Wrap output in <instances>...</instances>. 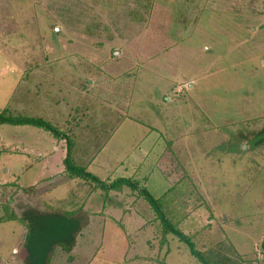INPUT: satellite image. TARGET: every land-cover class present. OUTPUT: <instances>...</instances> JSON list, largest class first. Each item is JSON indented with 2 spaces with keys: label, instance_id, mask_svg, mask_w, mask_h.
<instances>
[{
  "label": "rangeland",
  "instance_id": "obj_1",
  "mask_svg": "<svg viewBox=\"0 0 264 264\" xmlns=\"http://www.w3.org/2000/svg\"><path fill=\"white\" fill-rule=\"evenodd\" d=\"M0 111L72 136L81 167L135 181L212 260L264 264V0H0ZM7 131L35 153L51 145L34 133L55 140L30 125ZM85 186L86 211L98 213V197L109 213L103 234L82 200L61 201L67 189L43 200L5 185L9 202L26 193L37 217L62 218L53 249L71 260L74 237L76 264H201L175 235L163 243L139 191ZM18 218L0 223L3 254L16 245L5 236Z\"/></svg>",
  "mask_w": 264,
  "mask_h": 264
},
{
  "label": "crops",
  "instance_id": "obj_2",
  "mask_svg": "<svg viewBox=\"0 0 264 264\" xmlns=\"http://www.w3.org/2000/svg\"><path fill=\"white\" fill-rule=\"evenodd\" d=\"M255 30L259 31L258 28H256ZM9 134H10L9 131L2 134V126H1L0 145L1 146L3 145V148H0L1 150L0 163L2 162V157L3 156L6 157L5 158L6 169L4 170V172L2 171L3 167L5 166V164L2 163L3 165L2 166L0 165V216L1 215L4 216L6 213V209H7L5 205L6 203L8 204L9 208L14 209L16 213L21 215V217L20 216H19L20 218L17 217L18 220L16 222L17 225H20V227H18L17 229V228H13V226L11 225L12 226L11 231L12 232L14 231L13 234L12 232H10V234L7 233L5 236V238H10L11 236L10 240L15 241L16 245H12L13 248L9 250L8 253L6 254L0 252V264H13V262L15 261L16 264H55V263L76 264L77 263L76 258H78V251H79V246L77 245H75L73 249V250L77 249V251L72 253V255H70L71 260L66 259L68 254L64 250H61L60 252L57 253L58 248L49 251V253L48 251L44 253L38 251L35 248L36 246L38 247V242L36 243L35 247L33 242L31 244L32 246L29 247V239L31 238L33 239V237H35V232H36L35 228H33L31 231L30 223L31 225H41L44 229L48 228L46 232L49 234L50 227H52L53 230V228H55V226L63 220L62 218L56 219L54 218V216L44 217V219L37 217L36 216L37 210H35L37 208V202H33L29 200V197L26 195V193L23 194L27 197V201L23 200L24 196L22 195L19 197L17 196L18 197L16 200L17 203L14 204L13 200L9 202L8 200L11 197V193L6 189L5 185H9V184L17 185V188H19L17 193L33 192L32 193L33 195L38 194L37 197H40L42 199L44 196L46 197V194H53L60 189H67L66 192L65 191L63 192L64 194L62 196L63 200L61 199V201H63L64 203L65 201L71 202L77 200L76 202L78 203L80 200H82L80 203L82 204L81 208L84 209V211H86L87 209L86 205L90 203V201L93 199V192L91 193V188L87 186L88 190L85 189L86 187L85 181L76 180V179L68 181L64 179L62 175H64L65 173L64 159L66 157V150L60 147V144L57 143L55 140L51 141L50 143L49 137L46 134L43 135V133L37 132L36 134L34 133L32 135L33 137L37 138L36 139L37 141L39 140L38 143H41V145H42V141L45 142L47 148L51 145V149L50 150L46 149L44 154L35 153L34 146H30L29 143L28 145L27 144L25 145V143L21 144L20 140L15 139L12 134L10 135ZM33 152L35 154H33ZM80 157L81 156H76L78 163L81 160ZM97 157L98 156H93L92 160H96ZM91 164L92 161L90 165ZM15 178L16 180L14 181ZM56 179L59 180L56 181ZM77 181H80L78 182L79 184H76L78 186H75L77 190L71 191L69 189L70 188L69 184ZM18 182L21 188L18 187ZM39 186L41 187L40 191L38 190ZM66 193L68 195H65ZM72 193H80L81 195H75L72 197L71 196ZM123 193H130V192H127V190L124 189ZM94 199L95 202L97 203L94 204L91 203V205L93 204V210H98V213H92L91 211L90 212L86 211V212L90 214V216L93 215L97 217L96 219H94V221L96 220L103 221L104 223V228L102 230V234H103L105 229V221H106L103 219V217L109 216V213L107 211L101 213V211H99V209L97 208L100 200L98 197ZM18 203L20 204L17 205ZM109 207H107V209H109ZM102 208L106 209V207H102ZM73 211L74 210L70 212ZM5 217L8 216L6 215ZM64 221L67 220L64 219ZM0 223H4L5 225H9V223L13 225L15 224L14 221L10 222L6 218L4 221L1 220ZM53 232L54 230L52 231V233ZM88 233L89 231L87 229L86 234L88 235ZM2 238H3V234L0 233V239ZM44 242L46 243L47 250L55 246L54 237L50 238L47 236V239L43 241V244ZM102 242H103V235L101 236L100 248L103 247ZM31 247L35 248V252H33L32 255L30 254L29 251V248ZM37 251L39 252L38 254ZM92 263L93 261L89 264Z\"/></svg>",
  "mask_w": 264,
  "mask_h": 264
},
{
  "label": "trees",
  "instance_id": "obj_3",
  "mask_svg": "<svg viewBox=\"0 0 264 264\" xmlns=\"http://www.w3.org/2000/svg\"><path fill=\"white\" fill-rule=\"evenodd\" d=\"M14 125V126H34L40 129H44L46 132L51 133L56 142L60 144L61 141L65 142V150H66V157L64 159V166H65V173L64 175H62L66 180H81V181H85V182H93L96 185L95 189L101 190L102 191V195L103 196H107L109 195V193L112 192H123V190L125 188H129L130 191L132 192V194L135 191H139L140 193V197L146 201L147 203H149L151 205V212L153 214L156 215L157 220L160 221L162 228H163V235H164V240L163 243H165V237L168 234H173L175 235L182 243H184L186 246L189 247L190 253L191 255L197 259L201 264H229V260L227 259L226 262H221L220 260H212L213 255L211 254V252H213L212 248H210V250L205 251H200L198 250V248L196 247V244L193 242V240L188 237L186 234H184L177 226H178V222L176 223H172L170 217H168V215L162 211L161 207H159V200L153 198L146 190H141L139 189V184H137L135 181L129 180L128 178H120V179H116V180H112L111 178H106L105 180L99 178L98 176H96L95 174H92L90 172H88L87 170V166H82L79 165V163L77 162L76 156L73 154L74 150L73 146L74 142H73V137L67 135L66 133H63L61 131H58L54 126H51L50 123L46 122L43 118H33V117H26V118H10L8 115H6L5 112H1L0 111V127L2 125ZM75 156V157H74ZM93 191V189H92ZM170 192V191H169ZM104 200H107L106 198H104ZM6 208V207H5ZM11 209V208H10ZM9 209H6V215H8L9 217H5L3 216L2 218H0V221H4L5 218L8 220H15L17 217H19L17 215V213L15 214L13 211L14 209H11L10 212H8ZM70 215V221L69 224L71 223V219L73 220V217H77L78 216V211H73V212H69ZM88 214V213H87ZM90 216V214H89ZM67 218V217H66ZM155 218V219H156ZM30 227H31V231L33 228H35L36 232H35V237H33V239H29V247L32 246V242L34 244V247L36 245V243L38 242V247L36 246L35 248L38 251L41 252H47L49 253V251H52L53 248H50L47 250V246L46 243L43 241L47 239V236L52 238L54 237L55 241H56V235H55V231H59V228H57L55 226L54 232L52 233V227H50V233L48 234L46 231L47 229H44L41 225H31L30 223ZM74 230V229H72ZM71 230V231H72ZM74 237H72L71 242H70V246L72 249H74L75 247V240H73ZM51 242V241H50ZM60 242V241H59ZM52 244V243H50ZM55 245H57V242H55ZM31 247L29 248L30 254L32 255L33 252H35V248ZM261 248V252L264 254V239L263 242L260 245ZM37 251V254L39 253ZM234 258H236L237 260H242L243 257H241L236 251L233 252V254L231 255ZM230 261L232 262L233 258H231L229 256ZM41 260V258H40ZM39 260V261H40ZM242 262V261H241Z\"/></svg>",
  "mask_w": 264,
  "mask_h": 264
}]
</instances>
